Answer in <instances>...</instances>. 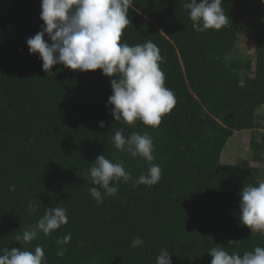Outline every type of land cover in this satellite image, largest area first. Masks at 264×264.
Here are the masks:
<instances>
[{
    "label": "trees",
    "instance_id": "obj_1",
    "mask_svg": "<svg viewBox=\"0 0 264 264\" xmlns=\"http://www.w3.org/2000/svg\"><path fill=\"white\" fill-rule=\"evenodd\" d=\"M132 2L121 43L158 46L176 99L155 128L114 121L106 108L113 77L101 70L54 65L45 73L26 46L43 25L41 0H0V254L19 248L15 237L57 206L68 222L22 245L42 246L46 264H156L162 249L172 264H210L216 245L240 255L264 247V232L239 220L240 191L264 182V4L222 0L228 23L197 32L186 0ZM241 26L254 62L237 52ZM117 130L152 138L155 185L131 186L150 163L117 150ZM241 130L250 131V158L222 162ZM99 155L123 162L132 180L114 182L117 193L97 204L87 188Z\"/></svg>",
    "mask_w": 264,
    "mask_h": 264
},
{
    "label": "clouds",
    "instance_id": "obj_2",
    "mask_svg": "<svg viewBox=\"0 0 264 264\" xmlns=\"http://www.w3.org/2000/svg\"><path fill=\"white\" fill-rule=\"evenodd\" d=\"M260 3L264 4V0ZM132 5V0H41L43 25L27 39L26 46L29 54H39L45 73H51L54 65H63L78 72L99 69L102 75L113 77L106 108L112 106L110 114L114 121L129 126L140 121L155 128L162 116L174 107L176 99L165 87V74L160 68L163 57L158 46L151 40L135 46L121 43L123 30L131 23L128 12ZM184 7L197 32L219 30L229 21L222 0H186ZM98 126L105 127V122H98ZM112 142L117 150L150 163L148 171L132 183L133 188L140 184L150 187L160 180L161 168L151 164L153 140L147 132H132L126 137L122 130H117ZM88 177L92 186L87 191L97 204L103 202L104 195L117 193L114 182L132 180L123 162L113 163L105 155L97 156L90 163ZM239 195L240 223L251 231L264 232V182L243 187ZM36 210L35 206H29L30 213ZM67 222L63 207L46 209L35 225L15 237L19 248L2 250L0 264H46L42 246L29 251L22 250V245L31 242L39 232L50 235ZM70 239L69 234L57 243L66 244ZM208 254L212 257L210 264H264V247L259 246L240 255L230 254L225 247L216 245ZM156 264H172L168 249L160 251Z\"/></svg>",
    "mask_w": 264,
    "mask_h": 264
},
{
    "label": "rangeland",
    "instance_id": "obj_3",
    "mask_svg": "<svg viewBox=\"0 0 264 264\" xmlns=\"http://www.w3.org/2000/svg\"><path fill=\"white\" fill-rule=\"evenodd\" d=\"M249 38L250 33L245 29V27L241 26L237 52L239 55H242L244 59H250L254 62L255 55L253 48L247 44V40ZM249 140V130L236 131L228 140L220 157L221 161L224 163L235 164L237 159L250 158Z\"/></svg>",
    "mask_w": 264,
    "mask_h": 264
}]
</instances>
